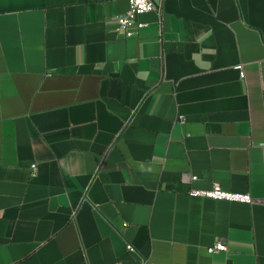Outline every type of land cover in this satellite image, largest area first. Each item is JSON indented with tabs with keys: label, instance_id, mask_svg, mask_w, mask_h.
Wrapping results in <instances>:
<instances>
[{
	"label": "crops",
	"instance_id": "1",
	"mask_svg": "<svg viewBox=\"0 0 264 264\" xmlns=\"http://www.w3.org/2000/svg\"><path fill=\"white\" fill-rule=\"evenodd\" d=\"M155 2L0 0V264H264V203L189 193L264 198V0Z\"/></svg>",
	"mask_w": 264,
	"mask_h": 264
},
{
	"label": "built area",
	"instance_id": "2",
	"mask_svg": "<svg viewBox=\"0 0 264 264\" xmlns=\"http://www.w3.org/2000/svg\"><path fill=\"white\" fill-rule=\"evenodd\" d=\"M156 8L157 5L155 0H129L128 10L124 14L116 16V19L121 28L128 29L134 23H139L137 17L140 14ZM139 25L141 26L142 23H139ZM128 34H131V32L128 31ZM239 68H241L240 65ZM33 167L35 166L33 165ZM195 177L196 176L194 175L192 176L193 179ZM189 193L192 196L212 198L218 200L238 201V202H247V203H256V202L264 203V198H258L246 192L226 190L218 183L206 189L193 188L190 190ZM128 247L130 249L133 248L131 244H129ZM227 249H228L227 244L222 240H217L213 245L208 247L209 252L225 251ZM142 261L143 264H153L151 261L147 259H143Z\"/></svg>",
	"mask_w": 264,
	"mask_h": 264
}]
</instances>
